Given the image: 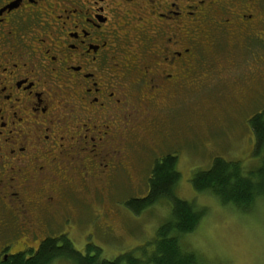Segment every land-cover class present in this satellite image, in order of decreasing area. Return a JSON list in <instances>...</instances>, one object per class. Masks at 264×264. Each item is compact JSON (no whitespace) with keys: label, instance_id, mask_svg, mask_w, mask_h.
Instances as JSON below:
<instances>
[{"label":"flooded vegetation","instance_id":"obj_1","mask_svg":"<svg viewBox=\"0 0 264 264\" xmlns=\"http://www.w3.org/2000/svg\"><path fill=\"white\" fill-rule=\"evenodd\" d=\"M101 4L0 0V221L9 239L27 226L24 177L41 167L66 177L70 196L104 199L99 187L146 173L171 155L166 148L177 152L178 99L202 76L220 74L206 55L217 42L236 58L262 47L242 61L251 85L264 80V0Z\"/></svg>","mask_w":264,"mask_h":264},{"label":"snow or ice","instance_id":"obj_2","mask_svg":"<svg viewBox=\"0 0 264 264\" xmlns=\"http://www.w3.org/2000/svg\"><path fill=\"white\" fill-rule=\"evenodd\" d=\"M121 3L123 0H104L100 7L103 9L106 4L111 10ZM260 39L264 41V36ZM152 79L155 82L157 77L153 75ZM134 83L139 90L144 81ZM152 86L157 85L153 83ZM244 131L249 133L246 141L254 146L251 155H258L264 162V105L254 118H246ZM177 155L172 150L171 157ZM240 159H237L235 171H225L228 166L220 160L210 163L204 153L197 156L185 153L179 164L173 158H165L144 174L134 172V178L121 180L118 185L126 207L115 220L108 216L107 210L97 207L93 196H70L65 191L67 178L57 180L55 174L41 167L36 175L24 177L25 195L20 203L27 226L13 232L9 239L0 221V264H37V261L39 264H121L126 259L129 264H142L140 259H132L134 253H143V264L157 253L161 254L162 264H169L168 253L163 247L148 246L153 244L154 235L161 236L167 231L174 218L183 219L186 214L197 220L204 217V221L195 232L187 236L181 234V239L188 243L177 249L178 264H255L257 255L264 258V182L259 186L249 184L247 168L251 164L241 170ZM185 163H193L194 170L181 176ZM196 171L202 176L215 177L216 184L226 185L229 192L245 185L240 193L243 203H229V197L225 196L223 207L218 203L213 207L210 203L213 193L199 183ZM4 179L0 172V185ZM53 183L55 189H52ZM105 216L112 222H106ZM240 216L250 219L251 230L229 226ZM212 219L217 223L208 227ZM161 225L157 233L155 229ZM53 231L55 238L51 237ZM5 239H8L7 244L3 243ZM100 240L103 243L95 252L91 251ZM104 248L109 251L102 260H96ZM9 249L11 258L5 255ZM192 252L196 254L195 260L187 255Z\"/></svg>","mask_w":264,"mask_h":264},{"label":"rangeland","instance_id":"obj_3","mask_svg":"<svg viewBox=\"0 0 264 264\" xmlns=\"http://www.w3.org/2000/svg\"><path fill=\"white\" fill-rule=\"evenodd\" d=\"M248 49L251 51L249 52L245 49L243 53L244 58H242L240 53L238 54V58L227 56L226 46H219L217 42L214 49L212 51L208 50L207 52L209 53L206 55L209 54L211 58V60L208 59L211 67L214 68L216 66L212 70L220 69V74L215 73L214 80H208L209 78L204 77V75L201 78V84L184 90L180 94V98L178 99L180 105L176 108V113L171 123L179 137L178 144H172L175 146L177 152L179 149L177 164L183 159L185 153L194 156L204 153L205 158L210 163L213 162L215 157L226 159V157L230 156L233 158L232 160L242 158L240 161L245 167L250 163L251 166L248 169L260 166L261 160L258 158V155H251V152L254 151V146L246 141L249 133L244 131V126L246 118H250L253 114L259 112L260 107L264 105V80H257L255 86H253L248 82L249 79L245 77L244 73H247L245 62L248 63L249 60L246 59L245 62L242 60L249 56L253 50H257L258 47H248ZM258 51L262 53L263 48H259ZM233 60H235V67L229 70L225 69L224 67ZM208 68L210 67L208 66ZM210 75L212 73H208L206 76ZM218 77L225 80H221ZM234 77H236L235 81H233ZM246 87L257 88L254 91H248ZM165 150L172 151L171 148H166ZM198 162L194 161V163ZM142 163H145V167L147 166L146 159H143ZM193 170V163H185L181 176H187ZM99 191L102 193L104 199L95 197L96 192L92 196L98 202L99 208L112 205L111 209H108L110 207L101 209L107 210L108 216H111L115 220L126 207L122 202L118 185L111 186L109 189L104 186L101 190L99 187ZM86 196L87 193L85 194ZM210 203L213 207L217 203L220 207L224 206L215 197L212 198ZM108 216H105L104 219L106 222L111 223L112 221L108 219ZM203 221L204 217H201L198 225L192 232H195ZM216 223L217 221L212 219L207 226L212 227ZM229 226L237 229L249 228L251 230L252 222L248 217L240 216L235 221H231ZM68 235L70 236L71 233H68ZM51 237H55V231L51 233ZM93 239L95 240L96 238L94 237ZM100 243H103V241L100 240L99 243L93 246L91 251L95 252ZM132 243H135L134 238H132ZM186 243L188 242L183 241V245ZM191 246L194 247V244ZM148 247L151 248L153 245H149ZM107 251H109L107 248L101 249L99 252L100 258H104ZM133 256L141 259L144 258L143 253H134ZM262 259L264 258L257 255L255 264H261ZM68 264H71V262H68Z\"/></svg>","mask_w":264,"mask_h":264},{"label":"trees","instance_id":"obj_4","mask_svg":"<svg viewBox=\"0 0 264 264\" xmlns=\"http://www.w3.org/2000/svg\"><path fill=\"white\" fill-rule=\"evenodd\" d=\"M257 114H259V112L253 114L250 118H254V115H257ZM165 158H173L176 160V163H177V159L175 157H171L170 154L165 155L162 158V160ZM217 160L222 161L223 164H226L228 166L227 169H225V171H228V170L235 171L237 160H228L222 157H215L212 163H215ZM240 168L241 170L245 168V166L241 163V161H240ZM247 171H248L249 184H256L257 186H259L262 182H264V162L261 161L260 166L256 168H250V169L247 168ZM195 175L200 176L199 183L203 187L211 191L213 193V197H215L221 204H223V197L225 196L229 197V203H232V204L243 203L244 197L241 196L240 193L245 190V187H246L245 185H241L237 188H233L229 192L226 185L216 184L215 177L202 176L200 175L199 171H196ZM220 189H222L223 191H220ZM200 219L197 220L195 216H191L187 214L184 216L183 219L174 218L170 222L171 226L167 229L166 232L162 233L161 236H154L152 245L158 248L163 247V249L167 251L168 255L166 259L169 262V264H178L179 257L177 256V249L183 248L184 246L183 240L181 239V234L186 236L188 233H191L192 231H194ZM161 227H163V225L157 228L156 230L157 233L160 232ZM173 234H176V235L174 236ZM187 255L191 256L194 260L196 259L195 252L187 253ZM102 259L103 258H100V255L96 256V260H102ZM132 259L133 260L140 259L142 261V264L144 262L143 260L144 258L141 259V258L132 256ZM37 264H39V261H37ZM121 264H129V261L127 259L123 260L121 261ZM146 264H162L161 254L157 253L156 256L152 257L151 259H148L146 261Z\"/></svg>","mask_w":264,"mask_h":264}]
</instances>
